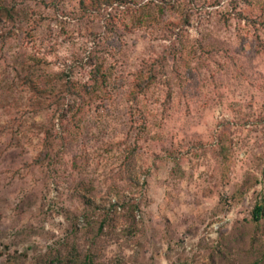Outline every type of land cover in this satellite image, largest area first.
<instances>
[{
    "label": "rangeland",
    "instance_id": "obj_1",
    "mask_svg": "<svg viewBox=\"0 0 264 264\" xmlns=\"http://www.w3.org/2000/svg\"><path fill=\"white\" fill-rule=\"evenodd\" d=\"M81 3L0 14V264H264V0Z\"/></svg>",
    "mask_w": 264,
    "mask_h": 264
},
{
    "label": "trees",
    "instance_id": "obj_2",
    "mask_svg": "<svg viewBox=\"0 0 264 264\" xmlns=\"http://www.w3.org/2000/svg\"><path fill=\"white\" fill-rule=\"evenodd\" d=\"M87 3L86 4H90L92 6H100V5H104V6H110L114 3L119 2L120 0H86ZM13 2V0H0V14L1 13H6L7 16L11 17L10 15V8L8 5ZM81 5L83 7H86V5L84 4V0H82ZM101 68L102 66H97L95 67V74L90 76L91 81H97L98 78H103L102 80H104V75L103 73H101ZM101 73V74H99ZM99 75V76H98ZM48 149V147H47ZM224 151V149H222ZM221 150V151H222ZM226 156V155H225ZM115 205H112V209H115ZM111 208V207H109ZM249 216H250V222L251 223H255L258 224L260 222V220L263 218L264 216V197L262 195H260L259 198H257L256 202L254 203L252 209L249 210ZM70 221L72 222L70 224V229L73 233H76L78 231L77 229V225L76 223L70 219ZM85 238L87 239H91V237L89 236L88 232H84L83 233ZM61 241L60 247L63 248L62 251L58 252V255H66L69 256H62L60 257L61 260L62 258H66L65 263L66 264H94L92 259L90 258V254L88 252V250H81V245L80 244H76L73 241L69 240V234L67 233L64 238L59 239ZM55 250V248H54ZM55 253V251H54ZM63 261V260H62ZM46 263V262H44Z\"/></svg>",
    "mask_w": 264,
    "mask_h": 264
}]
</instances>
